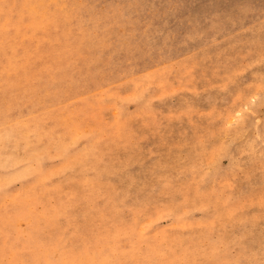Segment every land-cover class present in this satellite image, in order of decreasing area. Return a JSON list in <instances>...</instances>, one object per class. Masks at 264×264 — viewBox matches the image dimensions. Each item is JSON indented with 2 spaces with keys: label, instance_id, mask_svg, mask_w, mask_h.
<instances>
[{
  "label": "rangeland",
  "instance_id": "374dc122",
  "mask_svg": "<svg viewBox=\"0 0 264 264\" xmlns=\"http://www.w3.org/2000/svg\"><path fill=\"white\" fill-rule=\"evenodd\" d=\"M0 264H264V0H0Z\"/></svg>",
  "mask_w": 264,
  "mask_h": 264
}]
</instances>
